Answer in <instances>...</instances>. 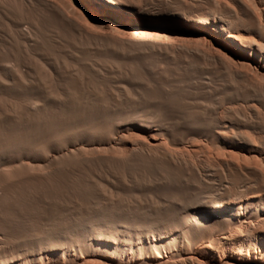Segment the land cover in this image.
Here are the masks:
<instances>
[{
    "label": "bare ground",
    "instance_id": "1",
    "mask_svg": "<svg viewBox=\"0 0 264 264\" xmlns=\"http://www.w3.org/2000/svg\"><path fill=\"white\" fill-rule=\"evenodd\" d=\"M184 83L207 97L223 91V105L234 98L237 106L209 116L200 103L171 100ZM0 99L7 103L0 120L9 114H20L25 124L32 117H74L66 125L55 122L54 139L72 138L64 146L49 145L40 133L23 139L36 153L35 162L70 158L126 168L135 161H162L188 176L195 175L194 161H219L223 171L230 165L227 161H234L237 175L251 174L264 182L259 139L246 141L241 132L251 120L264 126V0H0ZM168 116L186 128L178 141L157 126ZM176 142L180 147L175 149ZM26 157L29 161L31 156ZM0 161H7L0 162L2 194L29 180L30 175L15 177L28 173L19 162L24 158ZM49 174L34 178L47 179ZM249 203L227 200L196 213L185 211L175 226L148 240L151 260L169 264L170 248L189 243L195 217L211 214L220 216L219 229L226 232L220 238H202L208 260L220 264L225 250L262 259L264 226L254 228L255 241L246 236L256 225L254 213L246 209ZM136 246L121 255L125 264L143 255L142 245ZM45 258L40 255L36 264Z\"/></svg>",
    "mask_w": 264,
    "mask_h": 264
},
{
    "label": "rangeland",
    "instance_id": "2",
    "mask_svg": "<svg viewBox=\"0 0 264 264\" xmlns=\"http://www.w3.org/2000/svg\"><path fill=\"white\" fill-rule=\"evenodd\" d=\"M222 97H224L223 91L207 97L200 90L184 83L170 99L179 102L180 99L186 98L188 101L200 103L201 110L212 116L218 115L220 110L222 111V107L237 106V101L234 98L225 100L223 105L221 102ZM6 104L5 101L0 99V112H2V109L7 108ZM71 118L65 116L32 117L29 123L25 124L20 114L1 116L0 159L4 157H21L26 161V155L31 157L29 161H19L26 164L22 170H27L28 173L23 174V176H15L18 179L30 175L29 180L20 183L18 190H13L12 193L6 190L2 194L3 192L0 191L2 194H0V264H36L40 255L47 256V259L41 261L44 264H71L72 262V264H80L81 262L83 264H125L123 262L125 259L121 258V255L125 254L130 247L133 250L137 249V244L142 245L144 253L139 260L135 259L128 262V264L134 262L138 264L141 261L145 264H155L151 260L150 247L147 246L153 235L163 232L168 226H175V219L183 216L185 211L186 213L189 211L196 213L197 210L224 204L227 200L241 202L250 199L251 203L247 205L246 209L248 212L254 213L256 225L252 227L253 229L246 231V236L249 242L250 240L255 241L254 228L264 226V182L259 177L251 174H247L245 178L237 175L233 168L234 161H227L230 165L228 164L229 167L224 171L219 167V161H194L198 166L195 175L189 174L188 176L185 175L184 172L186 171L184 169V172L176 173L162 161H135L126 168L108 165L105 161V163L103 161L91 163L88 161H73L70 158L69 161L35 162L36 153H34L32 147H26L23 144V139H28L32 135L40 133L49 138V145L51 144L53 147L64 146L66 143L71 142L72 138L54 139L53 129L55 128V122L60 120L61 124L65 123L66 125V121L71 120ZM239 123H241V120ZM260 123L257 120L248 121L241 128V132L246 141H257L259 139L257 141L259 144L258 149L264 152V126H261ZM158 124L157 126L166 130L173 141H178L186 130L172 116H168ZM173 147L176 149L180 145L176 142ZM46 171L50 172L47 179L34 178V176ZM29 181L30 183H28ZM108 190L113 192L112 195ZM29 194L30 196H28ZM134 219L136 220L134 221ZM219 220H221L220 216L214 214L195 217L193 230L188 232L189 243H178L174 248H170L171 252L167 253L170 255L168 263L217 264L218 259L210 261L206 258L207 253L201 246L202 241H206V239H202L203 237L212 235L213 238H220L222 232H226L220 231L219 228H221L222 223ZM216 223L217 225H215ZM212 228L213 231H211ZM119 229L121 230L119 231ZM7 232L9 234H6ZM144 232L148 234L147 238L140 237V234ZM123 239H126V241ZM9 240L14 243L12 244ZM198 240L199 242H196ZM15 241L17 242L15 243ZM122 241L127 244H123ZM62 252H65L63 256ZM224 253L226 254H222L219 259L220 264H253V262L254 264H264V253L263 260L257 261L246 258L243 253L235 254L227 250Z\"/></svg>",
    "mask_w": 264,
    "mask_h": 264
}]
</instances>
